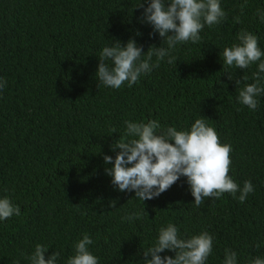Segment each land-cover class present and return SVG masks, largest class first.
Here are the masks:
<instances>
[{
    "label": "trees",
    "instance_id": "obj_1",
    "mask_svg": "<svg viewBox=\"0 0 264 264\" xmlns=\"http://www.w3.org/2000/svg\"><path fill=\"white\" fill-rule=\"evenodd\" d=\"M243 2L221 0L225 22L205 25L198 43L178 44L174 63L165 57L132 87L114 89L98 87L104 47L132 38L145 52L167 46L142 22L138 7L148 0H0V78L7 81L0 91V198L21 210L0 221V264H31L37 244L49 248L46 259L59 252L57 264H67L85 233L99 264H144L143 251L169 223L182 238L214 237L206 264H223L226 249L237 253V264L264 258V94L255 111L238 99L255 82L259 62L242 70L221 57L241 30L257 35L264 51L256 16L264 0H247L242 14ZM198 118L232 146L231 178L241 188L252 182L244 203L224 193L197 207L186 177L145 202L114 189L103 157L114 161L112 145L125 138L126 121L189 130ZM133 213L141 218L125 219Z\"/></svg>",
    "mask_w": 264,
    "mask_h": 264
},
{
    "label": "clouds",
    "instance_id": "obj_2",
    "mask_svg": "<svg viewBox=\"0 0 264 264\" xmlns=\"http://www.w3.org/2000/svg\"><path fill=\"white\" fill-rule=\"evenodd\" d=\"M247 7V0L240 5L241 13ZM142 22L152 26L153 35L158 33L163 45L151 46L147 52L135 38L126 44L116 40L112 46H106L100 53L96 76L99 85L114 89L121 88L127 82L128 87L135 85L142 75L150 74L158 68L160 61L168 57L172 64L176 58L171 50L178 44L201 40V31L205 25L211 27L221 24L227 14L221 7V0H148L147 7L142 3ZM256 16L264 23V10L258 9ZM240 22V17H236ZM139 34V33H138ZM238 43L226 47L221 53L224 66L247 69L258 63L253 73L254 83L246 84L239 91V102L251 111L258 107L257 97L264 94V51L258 45V36L247 30L237 35ZM153 56L156 57L153 63ZM111 61V66L107 63ZM228 78L232 76L228 73ZM247 79V77H245ZM240 83L236 80V84ZM7 81L0 78V91ZM125 138H119L112 145L115 159L104 155L106 174L112 177L114 189L120 192H135V198L145 202L158 198L181 177L187 178L194 204L199 207L206 199H219L224 193H231L239 202L244 203L248 195L254 192L250 180L241 188L229 175L232 163L230 144H222L217 131L209 126L204 118H198L189 130H177L174 126L162 128L159 120L147 123L126 121ZM239 192V196L236 194ZM117 201L112 200L110 207L115 208ZM21 215L18 205L9 197L0 198V221ZM141 213L125 217L128 220L141 218ZM93 240L85 233L74 246L75 254L68 258L67 264H99V259L89 246ZM214 237L207 231L182 238L175 224L161 227L155 244L143 251L144 264H206L212 254ZM259 248V244L256 245ZM44 245L37 244L28 257L31 264H57L60 253L54 252L48 259ZM166 250L175 256L161 255ZM223 264H237V253L225 250ZM250 264H264V258L256 257Z\"/></svg>",
    "mask_w": 264,
    "mask_h": 264
}]
</instances>
